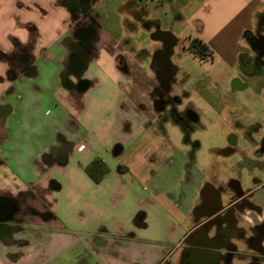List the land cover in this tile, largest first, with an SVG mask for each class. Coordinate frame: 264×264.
<instances>
[{
    "label": "crops",
    "instance_id": "crops-1",
    "mask_svg": "<svg viewBox=\"0 0 264 264\" xmlns=\"http://www.w3.org/2000/svg\"><path fill=\"white\" fill-rule=\"evenodd\" d=\"M3 1L5 5H0V12L20 6L16 8L20 15L12 17L23 23L12 28V44L9 43L8 48L17 59L13 66L17 77L15 82L0 84V105L9 106L0 130V196L19 200L20 193H28L31 198L46 202L50 214L36 219V223L29 222L31 217L26 214L10 238L0 237V264H178L189 235L201 225L209 224L207 236L212 239L226 226L225 220L216 224L214 221L228 211L229 220H235L236 227L245 229L246 233L231 237L239 253L234 255L231 264H264V233L260 230L264 226V158L256 154L258 146L245 149L239 144L247 130L254 132L259 128L254 137L264 135V65L250 72L242 67L244 60L255 63L257 52L251 49L245 34H258L260 19L264 16V0L159 2L172 7L174 22L196 31L195 38L213 51L212 62L218 56L219 64L213 67L218 73L210 76L211 80L222 84L219 118L221 125H227L226 137L229 136V140L235 137L237 142L211 150L216 156L207 164L186 163L187 159L177 157L179 151H174L172 141L166 142L151 120L137 116L132 129H126L124 144L106 140V153L111 160L116 156V147L121 148L120 155H125L122 165L100 160L97 139L108 136L94 130L86 132L84 137L68 134L67 137L74 140L71 153L88 151L89 154L80 162H72L67 156L62 166L54 161L32 162L35 157L40 159L45 153L49 154L50 147L49 142L41 149L35 148L36 137L48 133L37 131L34 136V116L41 115L50 103L66 106L79 115L87 108L86 94H78L75 82L65 88L62 83H29L17 79L23 78L25 73L42 79L44 71L36 62L41 59L47 62L48 57H53L51 50L56 46L62 47L63 54L68 55L62 41L67 35L81 41V32L84 35L90 32L83 24L89 13L84 17L79 15L69 0H0V3ZM149 1L145 0L144 4L148 5ZM8 24L0 19V26ZM157 30L169 32L177 43L173 31L164 30L162 26ZM31 34L35 35L32 43ZM153 39L163 43L160 38ZM70 46L69 42L67 47L71 49ZM93 48L94 45L89 53ZM161 48L154 46L156 50ZM22 56L26 58L24 69L20 62ZM66 60L65 66L70 65ZM126 63L130 67V63L136 61L130 57ZM139 66L137 73L130 71L131 76L115 68L112 61L108 70L114 77L127 78L128 83L122 80V85L131 83L130 89L143 95L136 100L140 107L136 115L142 111V102L152 106L157 97L154 94L156 83L151 87L153 92L145 91L151 89L145 88V81L140 79L150 76L141 64ZM151 94L153 97L148 96ZM148 113L154 122L157 116L150 109ZM199 121L198 117L196 125ZM24 122H29L26 128ZM135 126L137 131H133ZM219 135L224 137L225 133L220 130ZM143 136L147 138L144 141ZM82 145L85 149L80 151ZM95 159L104 168L93 172L96 178L87 171ZM163 166L173 173L168 180L157 179ZM245 199V203L236 206ZM21 201L24 203L25 199ZM249 238H255V242L248 243ZM215 250L225 254L227 248ZM215 264L222 262L218 259Z\"/></svg>",
    "mask_w": 264,
    "mask_h": 264
},
{
    "label": "rangeland",
    "instance_id": "rangeland-1",
    "mask_svg": "<svg viewBox=\"0 0 264 264\" xmlns=\"http://www.w3.org/2000/svg\"><path fill=\"white\" fill-rule=\"evenodd\" d=\"M130 1L92 0L88 12L89 18L83 22L90 32L87 35L81 32V41L74 40L70 35L63 39L62 43L68 49V55L63 54L62 47L60 49L59 46H56L51 50L53 57L47 56V62L42 59L41 61L38 60L36 66L44 71L42 79L35 78L36 76L32 74H29V76L28 73H25L23 78L17 79V81H29V83H41V81L59 85L62 83L65 88L70 87L74 82L77 83L79 79L86 83L84 90H77L78 94H86L84 97L88 102L87 108L81 114L77 115L66 106L50 103L43 108L41 115L34 116L36 119L35 124L32 123L34 125L33 130H35L34 136H37L35 134L37 131L46 130L48 133L47 135L42 134L43 137H36L37 140L34 141L35 148L41 149L44 143L49 142L50 147H48L49 154L45 153L40 159L35 157V159H32L33 163H50L54 161V163L62 166L65 164L67 156H69V160L72 159V162L82 161L83 157L89 152L78 154L75 151L71 153L74 140H70L67 136L72 133L75 136L84 137L86 132L95 130L108 136L103 140L97 139L99 142L97 151L100 160L107 163L111 162V165L115 163L122 165L125 155H120L121 148L116 147V156L114 160H111L108 152L106 153V140L110 142L118 140L119 143L124 144L127 138L126 129H132L131 125L135 122L137 116L151 120L150 123L157 132L165 137L166 142L167 140L172 141L175 149L173 150L179 151L177 157L187 159L186 163L199 162L200 164H207L212 157L216 156L211 150L216 147L229 146V136L226 137L227 125H221L219 118L220 98L223 95L222 89H220L222 84L219 83L220 81L216 83V81L211 80L212 77H215L214 72L218 73V71H213V67L219 64L218 56L212 62V60L208 61L207 56L199 57L191 53L190 45L198 34L190 26L174 22V18L171 17L173 12L166 3L163 5L159 3V0H150L148 5L143 7L145 12L142 21H140L130 13L128 5ZM0 5L4 6L5 2H1ZM16 8L12 10L8 8L6 12L5 10L0 12L1 21L11 25L0 26V76L4 77L3 81L5 82H2L4 85L10 82L6 78L8 69H13L17 74L16 68L10 65L12 52L8 50L9 43L12 44L10 39L12 28L15 29L23 23L16 17H12L16 14L20 15ZM39 21H42V19L39 18ZM154 23L162 26L164 30L173 31L178 39L177 46L168 59L171 68L165 73L162 83H160V78L154 67L157 64L155 56L157 50L154 49V46L157 49L162 46L161 43L154 41L153 38L155 37L151 35L152 33L150 34V31L156 28ZM5 37H8V39L6 38L3 41ZM32 40H35L34 34H31V43ZM69 42L71 49L67 47ZM5 43H8V45ZM93 45L95 48L91 49L92 51L89 53L90 47L92 48ZM118 56L122 57L117 58ZM130 57L136 63H130L131 66L129 67L126 60L128 61ZM66 59H68L67 63H70V65H67L68 67L65 66ZM111 61L113 64L115 63V68L129 72L130 76L132 72H138L136 70L139 69L141 64L144 72L150 76V78L142 76L140 79L141 82L145 81L144 87L151 89L156 83V87L159 84L162 86V91L168 92L172 96L177 94L180 102L177 103L175 108L179 112L189 108L195 115L199 116L198 125L187 131L182 125L175 123L173 119L168 117H162L153 122L150 114L145 109L148 108L150 112H153L152 106L146 102L141 103L142 111L136 115V110L140 108L137 107L136 100L143 95H138L134 90L132 91L130 89L131 83L122 85V80L128 83L127 78L120 79V75L117 78V76L114 77L108 73ZM74 68L77 70H74ZM175 88L176 91H174ZM145 91L153 92L152 89ZM148 96L153 97V94ZM83 114L85 117H83ZM55 119L60 123L56 122ZM28 124L29 122H24L23 125L26 128ZM134 128L133 131L138 130L136 126ZM220 130L225 133L224 137H219ZM145 139H147L145 136L141 138L142 141ZM257 142L258 136L255 137V140L242 139L239 144L245 149H255L256 146H260V143L258 145ZM262 157L264 158V153ZM177 163L180 164L181 161H177ZM171 175H173L172 171L163 166L158 171L157 179L168 180ZM143 184L147 188L150 187L147 183ZM56 186L55 188H58ZM19 197L21 198L19 201L22 198L25 199L22 204H25L27 208V216L31 217L28 219L29 222L36 223V219L39 220L44 214H50L47 212L50 208L47 209L46 202H42L41 199L31 198L28 193H20ZM28 226L33 225L28 223Z\"/></svg>",
    "mask_w": 264,
    "mask_h": 264
},
{
    "label": "flooded vegetation",
    "instance_id": "flooded-vegetation-1",
    "mask_svg": "<svg viewBox=\"0 0 264 264\" xmlns=\"http://www.w3.org/2000/svg\"><path fill=\"white\" fill-rule=\"evenodd\" d=\"M76 12L79 13L81 16H86L89 12L90 4L92 3V0H69ZM163 1H171V0H159V2ZM145 0H131L129 5V11L133 15L134 18L142 21V18L144 16V6H145ZM140 7V8H139ZM170 10H172V7L170 6ZM155 33L153 36L155 38H160L162 40V48L156 51V63L154 65L158 77L160 78V83H162L164 75L167 70H169L171 67H169L168 59L171 57L173 50L175 49L177 43L176 40L173 38V36L169 32H159L157 29L160 25L157 23H154ZM264 30V16L260 19L259 24V31L257 35H254L253 33L247 32L245 34V40L250 45L251 49L253 51L257 52L256 58L253 63H249L248 60L243 61V69L245 71H251L256 69V67H260L261 65H264L263 57H264V35L262 34V31ZM198 39V38H194ZM193 39V40H194ZM201 40V39H200ZM176 43V45H175ZM192 45V44H191ZM190 45V47H191ZM25 56H22L20 59V62L23 63L21 65V68H25ZM208 61L211 59L207 57ZM17 63V59H14L13 57L10 60V65L15 67ZM20 63V64H21ZM9 65V63H8ZM168 66V67H167ZM74 70H77L74 68ZM29 72H31L30 69H28ZM27 71V72H28ZM17 77V74H15V71L13 69H8L6 71V78L10 81L14 80ZM2 79V80H1ZM4 77L0 76L1 84H3ZM76 89L81 90L82 88L86 86V83L79 79V81L76 83ZM176 91V88L174 89ZM154 94L157 96L154 99V102L152 104V113L157 116V119L164 118H170L173 119L175 123L182 125V127L189 131L197 124L195 122L199 116L195 115L189 108H186L184 111L179 112L175 107L177 106V103L180 101L177 94L170 95L168 92L162 91V86L159 84V86H155ZM146 110L149 109L145 108ZM169 109V110H168ZM9 110V106L7 105H0V130L3 127V122L7 117ZM254 130V128H253ZM256 131V132H255ZM259 128H256L254 132H251L250 130H247L245 132V138L253 139L255 140L254 134L259 133ZM1 133V131H0ZM253 133V134H252ZM1 137V134H0ZM231 143L237 142V138L231 137L230 139ZM258 145L260 143V146H258V150L256 152L257 155H262L264 153V135H258ZM56 154V151H54ZM66 156V155H65ZM207 193V192H206ZM240 191H238V194ZM242 197H246L245 195ZM248 198V197H247ZM246 198V199H247ZM245 200L242 201V203L236 204V206H239L243 203H245ZM23 200V198H22ZM23 201H19L18 199L11 198L9 196H0V237L4 238H10L11 232L14 230L15 226L21 222L24 221V216L27 214L24 204H22ZM230 211L226 213L225 216H221L218 221L215 220L214 223H218L221 220L226 221L225 228L220 229L215 236L211 239L207 236V233L209 231V224L201 225L198 230L191 233L187 239V247L183 250L182 256L178 262V264H215L216 260H220L222 264H231L232 259L234 255L239 254L236 246L231 243V237L232 236H239L240 234L245 233V229H238L236 227L235 220H229ZM251 229H253L251 227ZM260 230L264 233V226L260 228ZM246 234V233H245ZM245 238V235L243 236ZM246 241L248 243L255 242V238H249ZM219 247H226L227 250L225 254L218 253L215 248Z\"/></svg>",
    "mask_w": 264,
    "mask_h": 264
},
{
    "label": "trees",
    "instance_id": "trees-1",
    "mask_svg": "<svg viewBox=\"0 0 264 264\" xmlns=\"http://www.w3.org/2000/svg\"><path fill=\"white\" fill-rule=\"evenodd\" d=\"M191 53H193L195 56H199V57H203V56H207L209 57L211 60L213 58V51L210 49V47L204 43L202 40L200 39H194L192 42L191 47L189 48ZM103 166L100 165L99 161H95L93 162V164L88 168V173L93 175V172H95L97 169H101L102 171L104 170V168H102ZM93 169H95L93 171ZM94 176V175H93ZM95 177V176H94ZM96 178V177H95Z\"/></svg>",
    "mask_w": 264,
    "mask_h": 264
},
{
    "label": "built area",
    "instance_id": "built-area-1",
    "mask_svg": "<svg viewBox=\"0 0 264 264\" xmlns=\"http://www.w3.org/2000/svg\"><path fill=\"white\" fill-rule=\"evenodd\" d=\"M83 149H85V145H82L79 150L82 151Z\"/></svg>",
    "mask_w": 264,
    "mask_h": 264
},
{
    "label": "water",
    "instance_id": "water-1",
    "mask_svg": "<svg viewBox=\"0 0 264 264\" xmlns=\"http://www.w3.org/2000/svg\"><path fill=\"white\" fill-rule=\"evenodd\" d=\"M85 88H86V86H85V87H83V88H82V90H84Z\"/></svg>",
    "mask_w": 264,
    "mask_h": 264
}]
</instances>
